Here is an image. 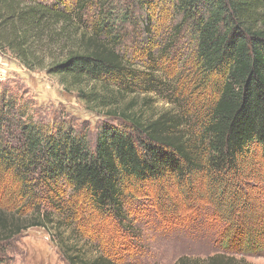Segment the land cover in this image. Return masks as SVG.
<instances>
[{
  "label": "trees",
  "instance_id": "1",
  "mask_svg": "<svg viewBox=\"0 0 264 264\" xmlns=\"http://www.w3.org/2000/svg\"><path fill=\"white\" fill-rule=\"evenodd\" d=\"M155 4L169 11L175 40H192L199 75L217 82L198 135L186 129L187 118L146 116L134 99L122 105L135 92L128 84H136L138 70L119 48L136 36L137 25L150 22ZM0 52L57 76L87 106L106 108L123 122L103 123L92 149L72 124L36 122L27 100L0 91V177L12 180L22 197L36 195L35 186L54 192L66 183L81 208L122 224L130 189L151 191L173 178L191 191L200 179L221 211L222 253L181 256L176 264H252L235 254L264 252V191L246 186L254 149L264 157V0H0ZM141 76L155 82L149 73ZM75 222L54 220L47 210L29 219L0 209V264L3 243L23 230ZM79 247L64 250L69 264H130L102 253L90 257Z\"/></svg>",
  "mask_w": 264,
  "mask_h": 264
},
{
  "label": "rangeland",
  "instance_id": "2",
  "mask_svg": "<svg viewBox=\"0 0 264 264\" xmlns=\"http://www.w3.org/2000/svg\"><path fill=\"white\" fill-rule=\"evenodd\" d=\"M174 24L167 8L155 4L150 22L137 25L136 36L131 33L119 48L138 70L136 84H128L135 92L128 94L122 105L134 99L136 108L145 107L146 116L158 117L169 112L187 118L186 129L198 135L201 122L216 98L217 82H207L199 75L193 42L188 35L175 40L170 35ZM144 73L153 75L155 82L149 84L141 76ZM2 90L17 93L27 100L34 109L36 122L57 118L72 124L87 137L92 149L103 123L122 127V120L109 116L106 108L87 106L75 89L66 90L57 76L46 70L27 69L10 52H0ZM253 154L257 159L248 163L246 176L250 179L246 186L256 193L264 191V157L259 148H255ZM17 187L7 176L0 177V209L29 219L47 210L54 220L66 222L72 217L76 222L55 230L52 225L23 230L3 243V264H69L64 250L73 243L90 257L102 253L130 264H176L181 256L204 258L222 253L221 211L214 208L204 180H195L190 185L191 191L188 184L178 186L173 178L164 184H154L151 191L130 189L125 198L128 220L122 224L112 214H96L86 205L81 208L79 202L71 198L72 190L66 183L56 185L54 192L43 185L35 186L36 195H28V199L20 195ZM262 201L264 203V199ZM69 235L74 240L69 241ZM235 256L252 264H264V252Z\"/></svg>",
  "mask_w": 264,
  "mask_h": 264
}]
</instances>
